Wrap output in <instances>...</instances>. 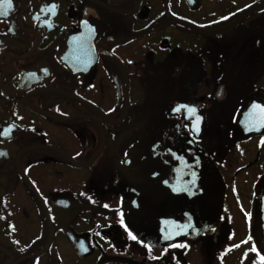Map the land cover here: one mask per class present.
I'll list each match as a JSON object with an SVG mask.
<instances>
[{"label": "flooded vegetation", "instance_id": "obj_1", "mask_svg": "<svg viewBox=\"0 0 264 264\" xmlns=\"http://www.w3.org/2000/svg\"><path fill=\"white\" fill-rule=\"evenodd\" d=\"M0 264H264V0H0Z\"/></svg>", "mask_w": 264, "mask_h": 264}]
</instances>
